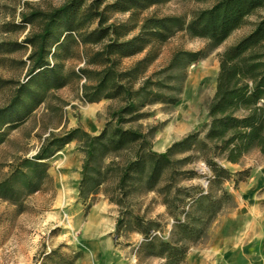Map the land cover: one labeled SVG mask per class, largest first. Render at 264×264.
I'll return each instance as SVG.
<instances>
[{"label":"trees","instance_id":"16d2710c","mask_svg":"<svg viewBox=\"0 0 264 264\" xmlns=\"http://www.w3.org/2000/svg\"><path fill=\"white\" fill-rule=\"evenodd\" d=\"M42 1L44 8L30 7L25 2L19 22L5 21L1 27L6 34H15L20 27L29 29L21 42L0 44V54L18 52L21 46L29 48V53L24 81L13 88L0 107V143L3 128L22 124L49 91L64 86L61 69L49 57L55 56V50L62 48L65 41L99 46L86 63L98 60L101 70L91 72L95 81L83 86V100L89 104L101 99L115 100L120 105L109 111V120L96 135L75 127L63 135L46 138L31 158L20 160L9 177L0 181V198L13 201L17 187L28 193L39 191L49 180L46 160L74 141L83 156L78 197L86 199L102 192L122 206L133 193L156 192L175 220L167 242L151 237L149 229H143L144 245L150 255L164 258L165 264L182 263L189 246L206 238L211 224L232 202L222 186L230 173L217 161L239 164L252 151L264 157V0H195L212 3L194 12L188 20L151 14L131 29H125V24H107L108 18L97 11L105 0H60L58 6L50 4L53 0ZM163 1L116 0L105 10L129 13ZM253 16L257 19L250 31L217 54L215 91L206 105L208 121L163 152L152 150L153 131L144 132L131 125L146 117L143 108L178 101V96L161 92L165 86L160 79L152 81L150 76H144L148 65L156 59L153 48L178 32H186L191 38L205 41L212 52ZM134 29L136 34L128 37ZM140 54L144 56L127 70H115L111 57L131 58ZM206 54L175 51L161 72L185 71ZM80 72L88 75L86 70ZM7 83L0 80V87ZM178 155L183 158H176ZM197 160L209 167L211 176L205 190L189 194L176 187L175 182L184 173L194 175V171H182L180 166ZM242 180L237 178L234 188ZM184 196L188 201L180 206ZM179 207L182 218L176 216ZM155 249L158 251L154 252Z\"/></svg>","mask_w":264,"mask_h":264},{"label":"rangeland","instance_id":"374dc122","mask_svg":"<svg viewBox=\"0 0 264 264\" xmlns=\"http://www.w3.org/2000/svg\"><path fill=\"white\" fill-rule=\"evenodd\" d=\"M114 1L105 0L97 11L103 12L108 18L107 24H125V29H131L151 14L158 17L182 16L188 20L194 12L212 3L165 0L129 13L105 10ZM25 2L30 7L46 6L42 0H0V44L21 42L28 32V27H20L15 34H6L1 29L5 21L19 22V12L26 9ZM50 4L58 6L61 1L53 0ZM256 19L257 16L251 17L247 25L234 32L212 52L205 41L191 38L186 32H178L164 44L153 48L156 59L148 65L144 76H150L152 81L160 79L165 86L161 92L178 96V101L175 104L154 103L143 108L146 117L131 125L144 132L153 131L152 150H156L153 145L157 136L165 133L162 138L166 139L160 147L164 148L186 134L200 130L208 121L206 105L215 91L217 54L249 32ZM94 26L93 23L91 28ZM136 32L137 29H134L128 37ZM76 42L65 41L62 48L55 50V56L49 57L61 69L65 78L64 86L49 91L44 101L22 124L2 129L0 181L9 177L20 160L31 158L50 135H63L75 127H80L90 135L98 134L109 120V111L120 105L115 100L101 99L92 104L83 100V86L92 85L95 81V75L91 72L101 70L98 60L93 64L86 63L99 50V46ZM175 51H204L207 54L185 71L161 72ZM28 53L29 48L21 46L18 52L0 54V80L8 82L0 87V107L6 103L13 88L24 81ZM143 56L111 59L116 63L115 70L121 72ZM80 70H86L88 75ZM82 157L77 144L74 141L68 143L46 160L49 180L39 191L28 193L17 187L13 201L0 198V264H165L164 258L150 255L142 233L146 228L151 237L155 236L163 242L170 240L175 217L162 203L161 197L154 191L137 192L131 194L122 206L102 192L86 199L79 198ZM176 158L181 159L183 156L178 155ZM217 163L230 173L229 180L222 186L231 195L232 202L224 206L209 227L206 238L189 246L180 264H206L204 257L198 253L208 245L215 222L232 213L239 199L249 203L255 201L264 206V179L261 187L255 192L250 191L258 184L262 176L260 172L264 173V157L252 151L237 165L224 161ZM180 168L182 171L192 170L195 174L184 173L179 176L176 187L189 194L207 188L211 172L204 162H184ZM239 177L243 180L234 188V181ZM187 201V196H184L180 206ZM176 216L182 218L181 207ZM118 220L121 221L118 223ZM157 251L155 249L154 252Z\"/></svg>","mask_w":264,"mask_h":264},{"label":"crops","instance_id":"0c3cea01","mask_svg":"<svg viewBox=\"0 0 264 264\" xmlns=\"http://www.w3.org/2000/svg\"><path fill=\"white\" fill-rule=\"evenodd\" d=\"M164 134L156 137L154 151L163 152L169 146L160 148ZM262 176L251 192L261 187ZM198 255L206 264H264V206L239 199L232 213L215 222L208 245Z\"/></svg>","mask_w":264,"mask_h":264},{"label":"bare ground","instance_id":"6f19581e","mask_svg":"<svg viewBox=\"0 0 264 264\" xmlns=\"http://www.w3.org/2000/svg\"><path fill=\"white\" fill-rule=\"evenodd\" d=\"M167 136V135H166ZM166 139V138H165ZM161 147V146H160Z\"/></svg>","mask_w":264,"mask_h":264}]
</instances>
